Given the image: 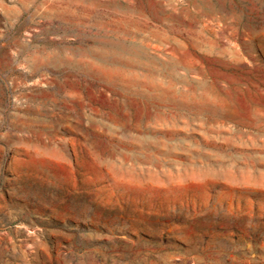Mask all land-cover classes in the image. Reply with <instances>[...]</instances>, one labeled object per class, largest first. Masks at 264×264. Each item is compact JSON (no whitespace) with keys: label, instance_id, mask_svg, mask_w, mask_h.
Instances as JSON below:
<instances>
[{"label":"rangeland","instance_id":"obj_1","mask_svg":"<svg viewBox=\"0 0 264 264\" xmlns=\"http://www.w3.org/2000/svg\"><path fill=\"white\" fill-rule=\"evenodd\" d=\"M0 264H264V0H0Z\"/></svg>","mask_w":264,"mask_h":264}]
</instances>
